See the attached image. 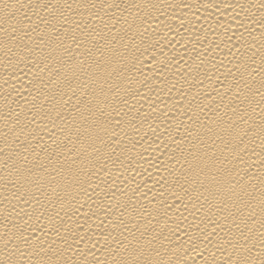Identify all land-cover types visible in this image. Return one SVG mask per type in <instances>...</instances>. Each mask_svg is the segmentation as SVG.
<instances>
[{"label": "bare ground", "instance_id": "obj_1", "mask_svg": "<svg viewBox=\"0 0 264 264\" xmlns=\"http://www.w3.org/2000/svg\"><path fill=\"white\" fill-rule=\"evenodd\" d=\"M0 264H264V0H0Z\"/></svg>", "mask_w": 264, "mask_h": 264}]
</instances>
